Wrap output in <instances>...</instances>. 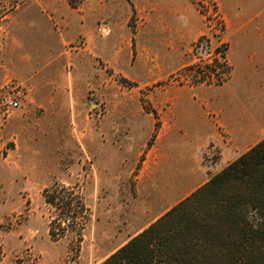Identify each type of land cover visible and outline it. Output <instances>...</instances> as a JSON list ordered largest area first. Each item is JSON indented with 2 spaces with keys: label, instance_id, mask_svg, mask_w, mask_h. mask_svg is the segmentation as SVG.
<instances>
[{
  "label": "rangeland",
  "instance_id": "374dc122",
  "mask_svg": "<svg viewBox=\"0 0 264 264\" xmlns=\"http://www.w3.org/2000/svg\"><path fill=\"white\" fill-rule=\"evenodd\" d=\"M241 1L0 0V264H102L222 170L219 122L264 123Z\"/></svg>",
  "mask_w": 264,
  "mask_h": 264
},
{
  "label": "trees",
  "instance_id": "16d2710c",
  "mask_svg": "<svg viewBox=\"0 0 264 264\" xmlns=\"http://www.w3.org/2000/svg\"><path fill=\"white\" fill-rule=\"evenodd\" d=\"M102 264H264V137Z\"/></svg>",
  "mask_w": 264,
  "mask_h": 264
},
{
  "label": "crops",
  "instance_id": "0c3cea01",
  "mask_svg": "<svg viewBox=\"0 0 264 264\" xmlns=\"http://www.w3.org/2000/svg\"><path fill=\"white\" fill-rule=\"evenodd\" d=\"M262 0H243L241 1V5H245L251 8V11L253 12L252 14L249 13V17H250V21H253V19L256 18L257 16V12H256V5H258L259 3H261ZM250 8H249V12H250ZM225 12V10H224ZM237 17L242 19L245 16H243L244 14H239V11ZM225 16L229 19L230 21V31H229V37L231 40V30L234 26V21L232 20V18L225 12ZM242 17V18H241ZM249 21V22H250ZM231 51H232V47L230 46V52H229V62L232 66V72H231V77L233 76V71H234V63L232 62L231 59ZM230 79L227 81V83H225L223 86H220V89H223L227 86V84L230 82ZM205 101L208 102L207 99L204 100V102L202 103H206ZM209 102L211 103L210 99ZM212 104V103H211ZM206 107H209V103L206 104ZM219 124H221L223 126V130L225 132V139L221 138V135L217 132V136L219 137L220 141L217 142V144L219 145V149H220V154H219V158L218 161L216 162L217 164H219V169H223L224 167H226L229 163H231L232 161H234L235 159H237L242 153H244L245 151H247L248 149H250L252 146H254L256 143H258L262 137L264 136V123L263 122H256L254 115L249 112L246 113L245 117L242 118H234L232 121H227L225 120L224 123L219 122ZM252 127V128H250ZM253 132H258L260 135L258 136L257 139H255L252 142H247L245 144L243 142V139L246 138V135H249L250 133Z\"/></svg>",
  "mask_w": 264,
  "mask_h": 264
},
{
  "label": "built area",
  "instance_id": "2783aa9c",
  "mask_svg": "<svg viewBox=\"0 0 264 264\" xmlns=\"http://www.w3.org/2000/svg\"><path fill=\"white\" fill-rule=\"evenodd\" d=\"M206 55H210L208 49L205 50ZM24 98L23 89L13 81H7L0 87V107L4 111L18 109Z\"/></svg>",
  "mask_w": 264,
  "mask_h": 264
}]
</instances>
